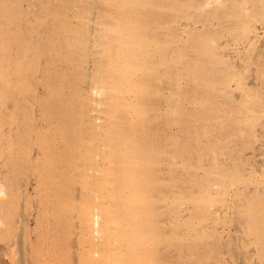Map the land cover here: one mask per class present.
<instances>
[{
	"label": "bare ground",
	"instance_id": "6f19581e",
	"mask_svg": "<svg viewBox=\"0 0 264 264\" xmlns=\"http://www.w3.org/2000/svg\"><path fill=\"white\" fill-rule=\"evenodd\" d=\"M171 3L197 13L190 15L194 26L185 29L189 36L175 51V36L161 30L171 16L165 14ZM197 27L209 35L208 40L201 39L206 46L201 51L200 35H196L200 30L192 32ZM190 44L198 45L199 56L187 54ZM252 48L251 62L244 56ZM173 58L178 60L179 72H187L177 95L195 107L173 108L170 103L167 114L175 110L186 121L209 119L218 124L234 122L237 113L245 115L239 124L246 116L252 118L256 99L264 93V0H0V159L5 158L0 172L6 176L0 184V242L3 235H10L0 253L11 264H37L43 254L46 264L154 262L144 253L142 236L153 209L152 188L157 187L152 186L156 175L150 169L157 143L148 127L162 112L155 110L150 97L158 80L173 77ZM191 73L195 79L190 80ZM230 77L238 86L229 84ZM246 78L251 84L245 86ZM169 83L164 88L170 90ZM217 97L222 102L216 104ZM183 126L189 141L199 133L189 123ZM20 172L27 181L17 186L14 179ZM249 181L220 186V193L235 196L236 202L232 206L209 202L216 216L197 229L201 249L216 234L226 233L225 253L230 254L231 264H264V181ZM185 194L188 201L198 198L189 190ZM37 199L44 207L42 217L50 220L40 234L29 230ZM233 211L237 213L232 217L234 225H223L218 216ZM14 214L22 217L24 226L18 239L13 236ZM41 243L45 250L41 251ZM240 246L245 250L238 252Z\"/></svg>",
	"mask_w": 264,
	"mask_h": 264
},
{
	"label": "rangeland",
	"instance_id": "374dc122",
	"mask_svg": "<svg viewBox=\"0 0 264 264\" xmlns=\"http://www.w3.org/2000/svg\"><path fill=\"white\" fill-rule=\"evenodd\" d=\"M183 1H185V0H182V2ZM173 3H171L170 8H168V10H165L166 16L167 15H169V16L171 15V16L170 17L167 16V21H165L162 24L163 26L161 25V30L166 35L168 34V35L175 36V37H173V40L175 38V41H173V51H175V50L181 49L183 47L182 41L185 39V37L187 38V36H189L187 33V30H189L190 28L192 30V28L194 26V24H191L192 22H190L191 16H196L197 13L192 8L189 7V9H188L187 7H185L186 5L184 7L182 6L183 8H181V7L175 6ZM188 11H189V13H188ZM175 15H176V17H175ZM181 15H183L185 18L183 16L181 17ZM258 24L259 23L255 24V25L259 26ZM165 25H167V26L165 27ZM169 25H171V26H169ZM171 27H173V28H171ZM186 28H187V30H185ZM201 28L202 27H200V28L197 27V29L192 31V32H198L200 30V32H198V34L196 33V35H200L199 40H200L201 45L199 47L197 44L195 46H193L192 44H190L188 46L189 49L187 50V54H189L191 57H194L197 55L199 56V54H198L199 51H197L198 48H200V51L204 50L206 48L205 42L202 40H208L207 37L209 35H207L206 34L207 32ZM180 29H182V30H180ZM224 37H225V39L229 40L228 35H224ZM228 40H227L228 44L230 46H233L234 43L233 42L231 43ZM197 42H199V41H197ZM196 47H198V48L196 49ZM254 48H255V50H257L256 49V48H258L257 43H256V47H254ZM194 49H196V50H194ZM250 50L248 51L249 53L247 52L248 53L247 56H244V57L250 58V61L252 62L251 58H252V56H254L255 51L253 49L250 52ZM173 56H174V53H173ZM196 58H198V57H196ZM177 61H178L177 59L173 58V77L172 76L171 77L163 76L162 79L158 80L156 88L153 91V93L151 94L152 96L150 97V101H152L151 103L152 104L154 103L153 107L155 108V110L158 113H161V112L162 113L158 117V119H156L154 121V123L150 124L151 127L150 126L148 127V130H149V133H150L152 139L154 141L156 139L155 142L157 143L156 152H154V155L150 160V163H151L150 169L152 168V170L155 172V175H156L155 176V178H156L155 183H153L152 186H154V187L157 186L156 188H158V189L156 190V188L155 189L152 188L154 190V191L152 190V194H151L152 195V202H153V209H152L151 213L147 216V225H146V229L144 230V233L142 236V242L145 244L144 253L146 256H147V254H148V256H153L154 262L152 264H198V263L199 264L200 263L201 264H208L209 262H210L209 264H215L213 262H214V260H216L218 258H219V260H221V263H223V264H224V262L226 264H231L232 260L230 259V254L225 253V252H227V249H228L226 247V244L228 243L227 238L225 239L226 233H224V235H222V233L218 234V235L216 234L214 239L211 240L212 241V242H210L211 244L208 245L205 249H201L197 244V242L199 243V240L197 238V229L203 227L205 223L208 224L209 222H211V219L214 218V215L216 216V213H214L215 211L213 210L214 208L212 206L208 205L209 202H211V201H213L215 203L217 202L218 206L220 204L221 205L226 204V205L232 206V204H234V202H236L235 196L230 198V195H228V194L223 195L222 190L220 193V186H222V185L223 186L224 185H230L231 186L232 184L238 185V183H239V185H243L247 181L250 183L249 180H251V183H253V184H261V183L263 184V181H264V166H263L264 165V159H263L264 158V156H263L264 155V149H263L264 148V141H262V140H264V137H263L264 136V127H263L264 126V118H263L264 117V112H263L264 111L263 110L264 109V100L263 99L261 100L260 98L264 97V93L262 94L263 96L260 95L259 99L258 98L256 99L257 104L255 103V106H256L255 107V109H256L255 110V113H256L255 116H253L252 118H249L246 116L245 121L241 122L242 125L239 124L240 119L243 120L244 118H241V117L242 116L245 117V115L241 114V113H237V112H239L238 110H236V113H237L236 118H237V120H239L237 122L238 124H236L237 120H234L235 123L232 120V122L231 121H228L225 123L222 122L221 124L212 123V121L209 119H206L204 122L203 121L198 122V120H195V118L191 119V122H190V119L188 121H186L187 119H185L182 115H180L175 110H173L169 114H167V112H166V108H167L168 104H170V103L173 105V108H175L176 106H179L180 104L181 105L190 104L191 107H195L194 104L186 102V100H188L186 97L182 98V96H180L179 94L177 95L176 91L179 88L181 89V87L184 88V86H185V82H186L185 74H187V72L182 73V74L179 72L180 65L177 64L178 63ZM176 67H178L177 68L178 70L176 69ZM250 67H252V72L257 74V72L255 70L256 68L252 65ZM253 67H254V69H253ZM219 77L221 80H223V78H224V76H219ZM172 78L174 80H172ZM227 78H229V77H227ZM227 78H226V80H227ZM230 78H232V77H230ZM191 79H195L192 76V73L190 74V80ZM165 80H166V82H165ZM218 81H220V80H218ZM227 81L230 82L229 84H231L232 87L238 86V85H236L237 81L236 80L234 81V78H232L231 80L228 79ZM231 81H234V82H231ZM162 82H163V84H161ZM164 82L165 83L170 82L169 84H171L172 88L170 90H168L167 88H164L165 87L164 85H166ZM258 82H259V79H258ZM244 83H245L244 85L246 86L247 83H248V85L251 84V81L246 78V79H244ZM173 85L175 87H173ZM158 90H160V91L158 92ZM168 95L171 96L173 99L171 97H169ZM155 96H156V98H155ZM160 99L161 100L163 99V100L159 101ZM153 100H154V102H153ZM155 100L157 102L159 101V103L160 102L161 103L158 104L155 102ZM164 100H166L167 102H165ZM257 100H260V102H258ZM215 102H216V104L218 102H222V99L220 97H217V98H215ZM259 103H260V105L261 104L262 105L260 106ZM213 105L214 104H212L211 106H213ZM205 108H208V106ZM259 112H260V114H259ZM178 117H180V118H178ZM166 118H168L167 120L169 122L166 120ZM170 121L172 122V124L170 123ZM185 122L189 123V126L191 128L197 129L199 131L198 134L197 133L193 134V135H196V137L191 141H189L188 135H185V133H182L183 128H184L183 125L187 126V123H185ZM258 126L259 127L261 126V127L259 128ZM240 128L242 130H244L243 134L239 133L238 130ZM204 129H208V130H204ZM220 129H222V130H220ZM260 130H262L263 132L261 133ZM191 132H193V130ZM238 134H241V135H239L240 136L239 138H238ZM156 135H158V136H156ZM258 135H260L259 139L257 138ZM171 138H173V140L170 141ZM260 138H261V140H260ZM159 139H160V141H159ZM217 139L218 140L220 139L219 141H221V142L218 143ZM254 140H258L260 142L254 141ZM213 141H214V143H213ZM255 143H257V144L254 145ZM258 143H259V145H258ZM205 144H206V146L209 145V147H206V149H202ZM212 144L216 145V146H212ZM186 147L188 149L189 148L190 149L189 150L184 149ZM260 147H261V150L259 149ZM225 149H226V151H225ZM184 151H187L186 154L184 153ZM249 152L251 154H253L252 156H250L251 158L249 157ZM215 153H216V158H218V160L216 159V161L214 160V158H215L214 154ZM187 155H188V157H187ZM255 155H257V156H255ZM259 155H262V159L259 158V157H261ZM154 157L156 160L154 159ZM182 157H184V158H182ZM190 157H192V159ZM255 158L259 159L260 161L259 160L257 161ZM188 159H191V160H188ZM4 161H5V158L2 157L0 159V166L2 165V163ZM218 161H219L220 166H216ZM254 162H256V163L254 164ZM174 164H176V165H174ZM177 164H181V165H177ZM200 164H201V166H200ZM184 165H186V166H184ZM238 165H241V166H239L241 169L238 167ZM188 166H190V167H188ZM215 166L217 169L215 168ZM258 166H260L261 168ZM256 167H258V169ZM200 168H204V169L206 168V169H205V171H203V169H200ZM247 168H249V169L247 170ZM166 169H168V170H166ZM218 169H219V171H218ZM225 169H226V171H225ZM240 170H243V171H240ZM198 174H200V176ZM175 175H176V177H175ZM183 175H184V177H182ZM258 175L262 178H259ZM256 177H258V178H256ZM5 178H6L5 173L2 174L0 172V184L4 183ZM180 179L183 182L180 181ZM14 180H15L17 186H19V184H21V182L23 180L27 181V177L24 175V172H20V174L16 175ZM175 182H177V183H175ZM212 183H213V185H212ZM171 185H172V187H171ZM177 185H178V187H175ZM202 185H203V187H201ZM217 185H218V187H217ZM35 186H36L35 183H32L31 187L34 188ZM171 188L173 189L174 192H172ZM164 189H167V190H164ZM176 190L178 191V193ZM184 190L185 191L189 190L191 193L196 194L198 198L195 201L194 200L188 201L187 200L188 198L186 197ZM164 191H166V192H164ZM32 195L33 196L36 195L35 191L34 192L32 191ZM160 196H161V198H160ZM199 201H202V202H199ZM205 201L206 202L208 201V202L205 203ZM203 202L205 204H202ZM38 203L39 202L37 199L35 204H34V211L32 212L33 217L32 216L30 217L31 227L29 225V230L36 229L37 232L40 234V233L44 232L46 224H48V225L50 224V220L47 221V218H45V220H44V218L42 217L44 207L43 206L39 207ZM160 205H162V206L160 207ZM154 207H157V208H154ZM0 209H3V208L0 206ZM9 209H10V207H9ZM35 209H39L40 211L38 210L39 212L36 213ZM210 209H212V210L210 211ZM194 212H195V214H194ZM36 214L39 215L40 218ZM236 214L237 213H235V211H233L232 215L231 214L228 216L220 215V216H218V218L220 219L219 221H221V223L225 226H226V222H227V225H231V223H232V225H234V221H233L232 217L236 216ZM197 215H198V217H197ZM174 217H176V218H174ZM160 218L164 221H161ZM168 219H170V220H168ZM2 220H3V216H2V214H0V222ZM14 222L16 225V231L17 232L15 231V234L13 236L18 239V238H20L18 236V234H20V236H22V234L24 233L23 232L24 226H23V222H22V217H20V215L14 214ZM46 222H48V223H46ZM190 225L192 227H189ZM187 228H188V230H187ZM167 229L170 230V232L166 231ZM225 232H226V228H225ZM192 233H193V235H192ZM9 237H10V235H5V236L3 235L2 241L0 242V246L7 244V242H9V240H10ZM33 239H34V237H33ZM189 239H190V241H189ZM183 240H185V241H183ZM40 247H41V251H42L43 249L45 250L46 245L42 244V246H40ZM181 249H183V250H181ZM71 250H73V249H71ZM240 250L241 251L245 250V248L243 246H240V248L238 249V252H240ZM67 253H69L71 255V251H67ZM168 253H171V255ZM165 254H166V256H165ZM174 255H175V257H174ZM44 256L45 255L43 254L42 257H40L41 261L40 262L38 261L37 264H46V263H44ZM207 256H209V258ZM17 257H18V254H17ZM67 257H69L68 254H67ZM221 263H219V264H221ZM0 264H11V262H9V259L7 257H5L2 253H0ZM28 264H32V263H28Z\"/></svg>",
	"mask_w": 264,
	"mask_h": 264
}]
</instances>
